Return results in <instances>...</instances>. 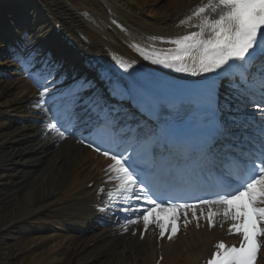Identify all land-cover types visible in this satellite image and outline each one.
I'll list each match as a JSON object with an SVG mask.
<instances>
[{
	"label": "snow or ice",
	"instance_id": "1",
	"mask_svg": "<svg viewBox=\"0 0 264 264\" xmlns=\"http://www.w3.org/2000/svg\"><path fill=\"white\" fill-rule=\"evenodd\" d=\"M194 17L200 22L189 26L199 30L172 39L175 54L152 62L193 77L223 75L234 99L248 97L258 85L257 108L264 114V0H202L187 20L190 22ZM180 23L184 25L185 20ZM13 55L20 64L40 65L33 76L40 89L35 107L50 118L51 129L64 138L66 133L75 134L72 128L85 126L88 134L95 137L88 146L111 161L105 171L109 182H117L116 196L120 199L115 204L110 199L104 201L101 210L121 213V218L129 223L142 220L145 230L154 217L161 237L171 225L168 237L171 239L178 231L179 216L182 214L187 223L189 211L193 217L197 213L192 210L193 205L179 203L182 197L165 195L163 200L158 197L163 189L183 186L194 172L201 184L215 189L212 192L215 198H201L199 205H222L223 216L234 221L229 234L241 238L238 245L231 247L219 242L208 264H257L264 246V124L256 136L237 135L226 123L216 120L221 109L218 98L211 97L207 111H201L199 102L173 106L178 117L176 126L144 132L135 120L136 112L156 107V98L147 87L126 86L105 97L97 92L100 77H79L66 93L59 92L52 88L55 78L47 70L54 62L31 46L28 34H22ZM122 66L127 69L131 64ZM56 71L62 75L59 69ZM210 86L216 87L215 81ZM124 100L134 101V109L130 104L132 110L122 112L109 103ZM234 124L240 129L246 127L243 123ZM104 137L124 145L123 150L102 149L99 141ZM162 145L169 146L167 156L154 155V149ZM129 149L131 152L126 156ZM138 149H142V154ZM101 191L112 197L111 192ZM180 209L185 211L180 213ZM217 214L208 212L210 226Z\"/></svg>",
	"mask_w": 264,
	"mask_h": 264
},
{
	"label": "bare ground",
	"instance_id": "2",
	"mask_svg": "<svg viewBox=\"0 0 264 264\" xmlns=\"http://www.w3.org/2000/svg\"><path fill=\"white\" fill-rule=\"evenodd\" d=\"M201 2L0 0V8L8 15L6 21L4 15H0V27L9 41H20L21 37L13 33L29 29L31 46L40 48L45 55L51 52L52 66L62 72L60 81L67 85L75 77L88 76L77 69L76 53L60 44L57 24H61L84 50L92 54L116 52L120 55L115 60L119 65L131 64L129 69L148 73L155 68L148 55L157 57L163 53L164 58L175 53V45L170 43L172 39L199 30L189 24L200 21L194 17L189 22L187 17ZM27 10L30 13L26 15ZM181 20H185L184 25ZM139 46L145 49L148 59L136 55L134 50ZM13 61L0 63L6 68L3 72L14 75L12 80L0 79V238L24 233L32 236L31 244L39 243L32 257L17 264H85L91 260L93 264H156L158 248L154 238L159 228L156 221L147 230L140 221L117 229L106 230L93 225L87 234L68 233L78 226L77 221L74 224L70 215L65 218L61 215L67 209L81 215L87 212L86 199L93 197L99 185H106L105 170L111 161L75 140L61 146L48 145L55 136L54 131L47 128L50 118L30 105L37 97L38 88L33 70H26L16 59ZM221 92L223 98L219 104H228L233 98L229 82L222 84ZM32 118L37 120L31 122ZM22 123L26 126L19 125ZM48 153L50 157L42 162L41 158ZM91 183L94 186L88 188ZM177 220L181 228L190 229L164 248L162 264H201L215 242L224 239V231L218 228L209 233L208 229L197 230L193 224L185 223L184 218ZM7 253L9 250L2 244L0 264H10L1 260ZM260 258L259 264H264V246Z\"/></svg>",
	"mask_w": 264,
	"mask_h": 264
},
{
	"label": "rangeland",
	"instance_id": "3",
	"mask_svg": "<svg viewBox=\"0 0 264 264\" xmlns=\"http://www.w3.org/2000/svg\"><path fill=\"white\" fill-rule=\"evenodd\" d=\"M2 12L3 9L0 8V15L2 14ZM31 237L32 236L24 233H17V234H13L12 236L0 238V249H1V245L5 244V247L9 250V253H7L6 255L3 256L1 255L2 262L17 264L18 262H22V260L26 259V257H32L39 243L35 245L31 244V242H29ZM39 238L40 237H37V239Z\"/></svg>",
	"mask_w": 264,
	"mask_h": 264
}]
</instances>
